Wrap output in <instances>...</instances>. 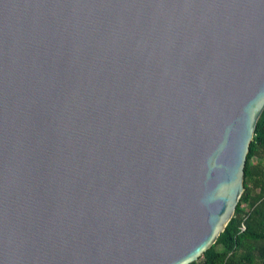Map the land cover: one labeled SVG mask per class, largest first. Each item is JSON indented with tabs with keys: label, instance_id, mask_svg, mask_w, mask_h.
Returning a JSON list of instances; mask_svg holds the SVG:
<instances>
[{
	"label": "water",
	"instance_id": "1",
	"mask_svg": "<svg viewBox=\"0 0 264 264\" xmlns=\"http://www.w3.org/2000/svg\"><path fill=\"white\" fill-rule=\"evenodd\" d=\"M263 110L264 0H0V264L193 262Z\"/></svg>",
	"mask_w": 264,
	"mask_h": 264
},
{
	"label": "trees",
	"instance_id": "2",
	"mask_svg": "<svg viewBox=\"0 0 264 264\" xmlns=\"http://www.w3.org/2000/svg\"><path fill=\"white\" fill-rule=\"evenodd\" d=\"M243 187L216 241L189 264H264V110L246 155Z\"/></svg>",
	"mask_w": 264,
	"mask_h": 264
},
{
	"label": "rangeland",
	"instance_id": "3",
	"mask_svg": "<svg viewBox=\"0 0 264 264\" xmlns=\"http://www.w3.org/2000/svg\"><path fill=\"white\" fill-rule=\"evenodd\" d=\"M254 160L256 161V160H257V158H252V161H254Z\"/></svg>",
	"mask_w": 264,
	"mask_h": 264
}]
</instances>
